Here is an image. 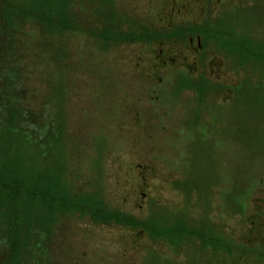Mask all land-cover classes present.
<instances>
[{"label":"rangeland","instance_id":"obj_1","mask_svg":"<svg viewBox=\"0 0 264 264\" xmlns=\"http://www.w3.org/2000/svg\"><path fill=\"white\" fill-rule=\"evenodd\" d=\"M14 94L0 264H264V0H0Z\"/></svg>","mask_w":264,"mask_h":264},{"label":"trees","instance_id":"obj_2","mask_svg":"<svg viewBox=\"0 0 264 264\" xmlns=\"http://www.w3.org/2000/svg\"><path fill=\"white\" fill-rule=\"evenodd\" d=\"M178 32H192L197 33L200 35H207V28H204L203 25H187L184 27H177L174 28L170 33V35H175ZM190 34V33H189ZM184 33L181 34L180 39L184 38ZM19 96L20 95H13L11 101L9 103H2L0 102V139L2 140V145L4 149L14 148L15 151L17 150V147L24 143L21 146H30L32 144L28 137L24 134V129L22 127V122L24 119V114L20 108L19 105ZM14 129L13 134H10L11 130ZM20 134V135H18ZM23 135V138L21 139ZM0 171H4L6 174H8L7 171L4 170L2 165H0ZM22 173H27L26 170H24ZM27 177H25L23 174H11L5 175L0 174V214L5 216H11L16 215V211L12 208H15L17 204H23L24 198L29 196H39L42 195V198L46 200V202H51V205L61 206L62 199L65 200L67 197H65V194H60V192H55L50 189V192L46 191L43 192L39 188H37L35 185L34 187L30 186L29 181V173H27ZM48 186V185H47ZM48 193V196L46 195ZM40 197V196H39ZM4 202L5 205L2 204ZM56 202V203H55ZM61 203V204H60ZM93 216L100 217V212H93ZM117 223L122 222L124 223V219L121 218L120 220L116 219ZM128 224H131V222H127ZM153 230V229H150ZM175 227L171 231L170 234H175ZM194 233H197V230H194ZM2 234V233H0ZM216 241V242H215ZM219 240H211L210 243L212 245H217L216 243ZM6 261V260H4Z\"/></svg>","mask_w":264,"mask_h":264},{"label":"flooded vegetation","instance_id":"obj_3","mask_svg":"<svg viewBox=\"0 0 264 264\" xmlns=\"http://www.w3.org/2000/svg\"><path fill=\"white\" fill-rule=\"evenodd\" d=\"M189 21H191L190 19L189 20H185L183 23H188ZM174 26V25H173ZM260 247H264V244L262 246H257V245H254L253 248L256 249L255 250V253L261 255L262 257H264V248H260ZM261 249V252L258 251Z\"/></svg>","mask_w":264,"mask_h":264}]
</instances>
